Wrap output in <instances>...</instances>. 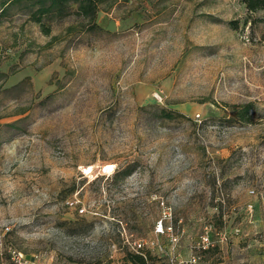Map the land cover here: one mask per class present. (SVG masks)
<instances>
[{"label":"rangeland","instance_id":"rangeland-1","mask_svg":"<svg viewBox=\"0 0 264 264\" xmlns=\"http://www.w3.org/2000/svg\"><path fill=\"white\" fill-rule=\"evenodd\" d=\"M23 7L0 19V262L131 264L164 201L183 258L212 224L198 264H264L263 24L239 0H103L105 31L52 40Z\"/></svg>","mask_w":264,"mask_h":264},{"label":"trees","instance_id":"trees-1","mask_svg":"<svg viewBox=\"0 0 264 264\" xmlns=\"http://www.w3.org/2000/svg\"><path fill=\"white\" fill-rule=\"evenodd\" d=\"M245 5L247 10V17L244 19V24L251 23V27L263 24L264 26V0H239ZM24 4L22 11L29 16V19L38 23L42 32L50 36L52 40H58V35H53V29L56 25H60L68 19H75L76 24H70L66 28L65 34L70 39H75L79 34H98L105 31V29L98 24L97 18L101 10L103 0H2L0 3V19L9 9L20 3ZM258 12H262L261 16H256ZM231 25L237 30L239 27L237 20L231 21ZM155 108L149 113L150 120H173L184 119L191 121L192 118L186 116L184 113L172 109L159 106H151ZM148 108L142 106L141 112H147ZM236 116L241 120L248 122L250 116V104H243L237 110H234ZM134 166L128 165L122 169L120 175L127 176L132 173ZM127 260L131 264H155V258L151 255L144 257L136 253H130Z\"/></svg>","mask_w":264,"mask_h":264},{"label":"built area","instance_id":"built-area-1","mask_svg":"<svg viewBox=\"0 0 264 264\" xmlns=\"http://www.w3.org/2000/svg\"><path fill=\"white\" fill-rule=\"evenodd\" d=\"M159 101L162 100L159 94L156 95ZM68 205L71 208H75L79 213L83 214L87 210L85 207H80L79 201L68 200ZM163 212L154 224L153 234L149 239L136 238L130 240L127 238L129 245H132L133 253L147 257V255L153 256L155 259L158 257V264H198L201 253L214 249L218 246V243H222L227 239V233L210 224L205 227L203 234L200 236L198 243L196 244L197 253L191 252L186 258H183L180 254L179 247L181 241V235L176 229L175 222L172 216V209L164 201L161 202ZM252 207V205H251ZM213 233H216L215 235ZM216 236V237H215ZM10 259L12 264H44L39 257L25 255L16 250L10 251ZM0 264H4L0 262Z\"/></svg>","mask_w":264,"mask_h":264},{"label":"bare ground","instance_id":"bare-ground-1","mask_svg":"<svg viewBox=\"0 0 264 264\" xmlns=\"http://www.w3.org/2000/svg\"><path fill=\"white\" fill-rule=\"evenodd\" d=\"M102 167H103V166H102ZM110 167H111V165H110V166H107V168H106L105 170H106L107 172L110 171V169H109ZM103 168H104V167H103ZM92 169H93V168H92ZM104 172H105V171H104Z\"/></svg>","mask_w":264,"mask_h":264}]
</instances>
